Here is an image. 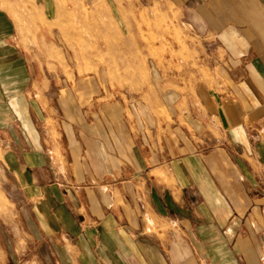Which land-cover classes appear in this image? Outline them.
I'll return each mask as SVG.
<instances>
[{
    "label": "crops",
    "instance_id": "obj_1",
    "mask_svg": "<svg viewBox=\"0 0 264 264\" xmlns=\"http://www.w3.org/2000/svg\"><path fill=\"white\" fill-rule=\"evenodd\" d=\"M114 1L171 26L141 55L158 82L47 109L26 60L0 67L1 191L52 264H264V0Z\"/></svg>",
    "mask_w": 264,
    "mask_h": 264
},
{
    "label": "rangeland",
    "instance_id": "obj_2",
    "mask_svg": "<svg viewBox=\"0 0 264 264\" xmlns=\"http://www.w3.org/2000/svg\"><path fill=\"white\" fill-rule=\"evenodd\" d=\"M158 22V14L144 15L122 1L117 5L114 0H0V67L16 72L26 60L36 88L31 99L36 95L47 109L51 104L57 108L63 86L78 97V87L87 81L101 83L104 97L113 92L123 94L118 97L140 96L143 88L152 91L158 82L152 71L158 58L141 57L142 53L156 55L160 48H174L173 42L157 41L160 29L171 33V26L160 27ZM17 51L24 58H18ZM52 113L60 116L58 109ZM11 115L0 91V119L4 122ZM55 124L50 122L53 131ZM0 264H52L45 235L27 231L24 216L1 189Z\"/></svg>",
    "mask_w": 264,
    "mask_h": 264
}]
</instances>
